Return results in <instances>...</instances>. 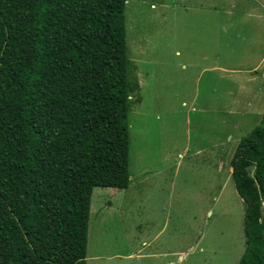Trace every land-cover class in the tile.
<instances>
[{
    "label": "trees",
    "instance_id": "trees-1",
    "mask_svg": "<svg viewBox=\"0 0 264 264\" xmlns=\"http://www.w3.org/2000/svg\"><path fill=\"white\" fill-rule=\"evenodd\" d=\"M127 1L0 0V264H86L92 190L129 186ZM230 166L264 264V115Z\"/></svg>",
    "mask_w": 264,
    "mask_h": 264
},
{
    "label": "rangeland",
    "instance_id": "rangeland-1",
    "mask_svg": "<svg viewBox=\"0 0 264 264\" xmlns=\"http://www.w3.org/2000/svg\"><path fill=\"white\" fill-rule=\"evenodd\" d=\"M124 15L127 58L144 86L129 98L133 180L92 190L86 264L103 263L91 257L121 250L122 232L155 216L168 222L160 241L172 235L187 253L183 264H236L244 204L233 181L224 184L233 146L223 174L212 151L239 122L243 137L264 115V62L249 72L264 56V0H128Z\"/></svg>",
    "mask_w": 264,
    "mask_h": 264
},
{
    "label": "crops",
    "instance_id": "crops-1",
    "mask_svg": "<svg viewBox=\"0 0 264 264\" xmlns=\"http://www.w3.org/2000/svg\"><path fill=\"white\" fill-rule=\"evenodd\" d=\"M263 62H264V56L260 59L259 63H257L249 71L250 74L255 73L257 76L258 71L256 70L261 67V64ZM231 72H234V71H231ZM139 80H140V83H139L140 87H142L143 89L144 86H143V83L141 82L142 81L141 77H139ZM142 89L140 92L141 94H144V89L143 90ZM144 103L142 99V102L140 103L139 108L143 107ZM248 107H249V103H248ZM245 109L247 110V108ZM242 128H243L242 124L241 122H239L234 127L235 131L227 133V135L224 138H222V140H219L217 150L212 151L213 158L216 156L215 157L216 161L214 162V165L217 167V171H219L218 174L220 173L223 174L221 171L222 165L225 163L224 160L222 161V157L224 156L223 154L229 151L231 145L233 146V148H236L239 140L241 139L240 137H242V134H240V132L242 131ZM233 148L232 150H230L229 163L234 153ZM199 153H206V152L204 150H198L196 154H199ZM178 157L179 158L182 157V154L178 153ZM228 167H229L228 168L229 178L227 179L226 182L224 181V184H226L229 179L232 180L231 178L232 169L230 165ZM130 180L131 181L133 180V176H131ZM241 202H243L242 199H241ZM244 213H245V204H244ZM155 217L156 218L154 220H149L150 217H144L143 219H141V217H138L137 219L138 224L134 226V229L131 231H128L127 233L122 232V234L120 235V240L123 246L121 250L114 249L111 252L107 251L105 253H102L100 256L91 257V259L99 261L101 258L104 257V260H103L104 262L101 264H149L150 262L155 263V264H183L186 260L187 253L183 252L181 249L174 250L172 235L165 236L164 239L168 237V242L162 243L160 241V238H162V235L164 234V230L166 232L168 222L166 219H164V224L162 226H159L157 223L158 222L157 220H159V216H155ZM243 218H244V215H243ZM243 234H244V226H243ZM126 236L131 238L132 243H133L132 246L127 244ZM87 241H88V235H87ZM117 242H119V240ZM245 245H246V238L244 235V250H245ZM86 248H87V245H86ZM88 258L89 257L86 255L85 261L88 260ZM239 260L237 261L236 264H238Z\"/></svg>",
    "mask_w": 264,
    "mask_h": 264
},
{
    "label": "built area",
    "instance_id": "built-area-1",
    "mask_svg": "<svg viewBox=\"0 0 264 264\" xmlns=\"http://www.w3.org/2000/svg\"><path fill=\"white\" fill-rule=\"evenodd\" d=\"M261 209L264 211V202L261 203Z\"/></svg>",
    "mask_w": 264,
    "mask_h": 264
}]
</instances>
